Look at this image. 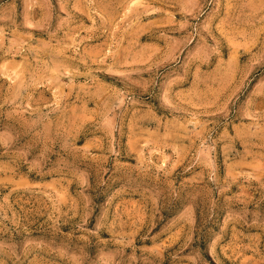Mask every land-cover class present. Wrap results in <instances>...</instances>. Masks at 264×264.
Returning <instances> with one entry per match:
<instances>
[{
	"label": "rangeland",
	"instance_id": "obj_1",
	"mask_svg": "<svg viewBox=\"0 0 264 264\" xmlns=\"http://www.w3.org/2000/svg\"><path fill=\"white\" fill-rule=\"evenodd\" d=\"M0 264H264V0H0Z\"/></svg>",
	"mask_w": 264,
	"mask_h": 264
}]
</instances>
